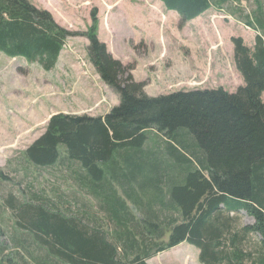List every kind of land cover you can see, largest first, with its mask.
Returning a JSON list of instances; mask_svg holds the SVG:
<instances>
[{
	"label": "trees",
	"instance_id": "1",
	"mask_svg": "<svg viewBox=\"0 0 264 264\" xmlns=\"http://www.w3.org/2000/svg\"><path fill=\"white\" fill-rule=\"evenodd\" d=\"M162 1L179 13L180 26L214 5L212 0ZM247 24L264 31L262 5ZM98 26L95 14L85 34L89 59L120 103L104 116L53 114L23 155L38 167L60 163L63 154L79 163L85 171L79 180L108 204L104 208L115 230L110 234L100 223L70 215L37 195L38 200L29 197L19 206L10 199L16 225L65 264H149L183 242L200 250L202 264H264V34L256 36L254 47L232 37L245 83L236 92L218 87L151 96L146 82L130 73L131 66L110 54ZM75 34L30 0H0V51L9 56L38 60L51 69ZM151 129L163 134L169 153L153 169L166 164L178 175L165 182L164 191L162 175L144 173L137 187L145 190L151 182L155 188L146 201L144 193L134 195L129 182L147 168L138 155ZM118 182L128 187L122 195ZM130 201L143 210L135 227ZM241 211L255 222L243 224Z\"/></svg>",
	"mask_w": 264,
	"mask_h": 264
},
{
	"label": "rangeland",
	"instance_id": "2",
	"mask_svg": "<svg viewBox=\"0 0 264 264\" xmlns=\"http://www.w3.org/2000/svg\"><path fill=\"white\" fill-rule=\"evenodd\" d=\"M30 1L49 10L58 24L76 34L66 39L51 69L38 60L12 57L0 51V169L5 175L0 179V264H65L16 225L17 218L9 203L13 198L19 206L37 195L41 201H50L70 215L100 223L110 234L115 230L106 210L108 204L97 199L79 180V174L85 173L79 163L63 154L60 163L38 167L23 155L46 131L53 114L104 116L120 103V95L106 84L89 59L90 41L85 34L94 15L100 40L107 44L113 57L131 66L130 73L137 81L146 82L145 91L149 95L218 87L233 93L245 83L235 63L232 37L241 36L248 46L254 47L256 36L264 31L249 26L247 20L253 19L259 5L264 9V0H212L214 5L203 14V19L196 23L190 20L181 26V16L169 12L162 0ZM165 140L156 129L149 131L138 155L147 168L137 172L136 180L129 182L133 184L134 195L144 193L146 201L155 188L151 182L145 190L137 187L136 182L143 180L144 173L159 178L162 175L164 191L168 180L178 175L168 171L166 164L160 170L153 169L167 160ZM62 148L65 146L61 145ZM118 161L124 162L125 156L118 155ZM115 188L122 195L128 187L118 182ZM129 203L135 227L143 217V210L139 205L137 209L132 201ZM156 205L158 208L159 201ZM240 215L243 224L255 222L245 211ZM199 256L196 246L183 242L148 263L202 264Z\"/></svg>",
	"mask_w": 264,
	"mask_h": 264
},
{
	"label": "crops",
	"instance_id": "3",
	"mask_svg": "<svg viewBox=\"0 0 264 264\" xmlns=\"http://www.w3.org/2000/svg\"><path fill=\"white\" fill-rule=\"evenodd\" d=\"M163 2V1H162ZM164 3V2H163ZM165 5V4H164ZM166 7V6H165ZM167 8V7H166ZM169 12H172L174 10H168ZM177 13V15H179V13L177 11H175ZM205 13V12H204ZM203 13V14H204ZM203 14H201L200 16H198L197 18L193 19L191 23H196V22H199L201 19H203ZM180 16V15H179ZM180 19V18H179Z\"/></svg>",
	"mask_w": 264,
	"mask_h": 264
}]
</instances>
